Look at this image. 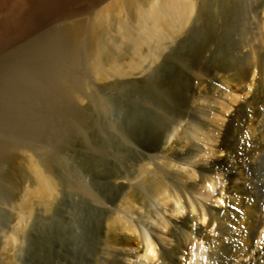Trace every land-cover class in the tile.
Returning <instances> with one entry per match:
<instances>
[{
  "label": "rangeland",
  "instance_id": "1",
  "mask_svg": "<svg viewBox=\"0 0 264 264\" xmlns=\"http://www.w3.org/2000/svg\"><path fill=\"white\" fill-rule=\"evenodd\" d=\"M87 1L79 0L74 4L89 10L95 0ZM110 2L103 0L97 10ZM207 2L205 0V4ZM223 2H210L212 26L201 22V16L195 12L194 23L188 24L176 42H167L165 59L153 65L146 75L119 79H146L139 92L128 88L125 94L115 90L101 93L100 90L113 80H94L100 89L95 105H88L86 99L80 100L74 95L66 96L58 88L56 72L54 75L50 69L45 51L31 46L42 36V26L30 31L18 45L0 52V152L6 154L2 171L9 174L20 169L13 178L20 190L19 198L15 200L17 204L21 203L20 198L34 194L38 188L35 184L36 165L56 184L49 207L39 199L34 201L31 215L21 224L18 237L13 235L17 221L10 222L7 218L11 214L17 215L13 209L15 202L10 195V200L0 201V214L3 215L0 219V264H82L83 236L94 227L95 198L84 196V199L77 185L93 186L102 173L113 170L131 174L149 161L160 164L157 163L163 170L158 171L159 175L170 174L169 178L178 184L190 182L187 176L168 167V159L164 158L171 154H186L184 158L194 159V165L199 166L207 154H213L209 151L215 145L222 143L231 150L229 167L238 170L239 175L225 182V186L231 189L220 205H213L222 211L221 215L229 212L236 221L246 217L252 205L249 197H253L244 185L248 177L258 178V196L264 197V81L257 83L256 102L252 106L254 114L244 126L240 125L241 113L230 126L223 115L226 102L228 104L233 99L232 93H241L235 83L228 85L231 65L241 68L252 61L259 66L264 64V0H225L222 10L219 7ZM132 99L135 105H132ZM108 103L113 106L111 110ZM216 110H219L218 114ZM174 130L177 131L175 135ZM210 141L211 146L215 144L212 148L208 145ZM219 154L224 157L226 153ZM256 154H262V161L247 175L244 163L255 162ZM42 155H54L50 171L44 169ZM1 183L10 189L8 181ZM127 191H133V188ZM203 223L206 224L199 221V225L204 226ZM222 226L228 227L235 235L244 230L237 222L226 221ZM8 242L9 246L6 245Z\"/></svg>",
  "mask_w": 264,
  "mask_h": 264
},
{
  "label": "bare ground",
  "instance_id": "2",
  "mask_svg": "<svg viewBox=\"0 0 264 264\" xmlns=\"http://www.w3.org/2000/svg\"><path fill=\"white\" fill-rule=\"evenodd\" d=\"M78 1L0 0V52L18 45L30 31L42 26V36L35 39L31 46L38 48V51H45L50 60V69L54 75L56 72L58 88L66 96L74 95L77 99H86L88 105H95L99 98L97 94L100 89L95 86L94 80H113L100 90L101 93L105 90H115L125 94L128 88L139 92L146 79H119L137 74L144 76L153 65L165 59L167 44L169 41L176 42L188 24L191 21L194 23L195 12L201 16V22L212 26L209 21V18L212 21L211 0L206 4L205 0H111L98 10L97 5L103 0H95L89 10L83 9L86 7H76L74 3ZM89 5L87 7H90ZM224 7L225 0L219 8L223 10ZM220 13L223 14L222 11ZM248 62L250 63V59ZM258 64L252 61L248 66H244L245 68L231 65L229 69L232 74L229 73L228 85L232 82L239 86L241 95L232 91L233 99H230L228 104L226 102L225 107L223 105V115L225 122L228 120V126L233 125L240 113V125L243 126L254 114V91L257 83L264 81V64H261L262 67ZM102 100L105 99L102 97ZM131 103L135 105L133 99ZM112 108L109 104V109ZM218 111L216 110V114ZM176 133L174 130L173 135ZM203 138L206 139L205 136ZM203 138L201 141H204ZM210 144L211 141L208 145ZM210 152L213 154H207L206 159L203 157L205 160L199 166L194 165V159L190 161L184 158L186 154L183 153L171 154L164 158L168 159V167L183 174L181 176H187L190 182L181 181V184H178L169 178L170 174L159 175L158 171L161 169L157 165L158 162L149 161L146 164L143 162L144 166L131 174L113 170L99 174L93 186L83 183L77 185L83 198H95L92 211L94 227L88 235L83 233L82 264H264V197L258 196V178L253 176L245 180L248 194L253 195L249 197L252 205L246 217L236 221L229 212L221 215L222 211L213 205H220L225 199L226 193L231 189L230 186H225V182H230L232 177L238 174V170L229 167L232 154L224 144L215 145ZM219 153L226 154L222 157ZM4 154L5 152H0V201L11 196L10 199L15 202L13 209L17 211V215L11 214L7 218L10 222L17 221L13 227V235L18 237L22 230L21 224L31 215L34 201L39 199L49 207L56 184L46 173L36 168L38 166L35 164V170L33 168L32 171H35V184L38 188L34 194L20 198L21 203L17 204L20 190L13 178L17 172L20 173V169L14 170L13 174H4ZM202 155L204 156V153ZM254 157L255 162L244 163L247 175L262 161V154H256ZM54 161V155L42 157L41 163L46 172L51 170ZM180 179L186 180L182 177ZM3 180L9 182L10 189L4 188L1 183ZM247 183L250 186H247ZM128 188H133V191L128 192ZM84 213L86 214V211ZM1 215L0 219L3 216ZM199 221L206 224L201 226ZM226 221L235 224L237 222L244 230L235 235L228 227L222 226ZM84 224L87 227L88 224ZM9 244L6 243L7 246Z\"/></svg>",
  "mask_w": 264,
  "mask_h": 264
}]
</instances>
